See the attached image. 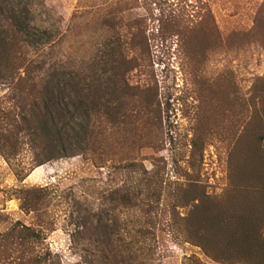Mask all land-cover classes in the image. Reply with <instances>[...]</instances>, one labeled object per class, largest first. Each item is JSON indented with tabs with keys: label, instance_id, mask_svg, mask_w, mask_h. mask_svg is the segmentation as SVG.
<instances>
[{
	"label": "trees",
	"instance_id": "trees-1",
	"mask_svg": "<svg viewBox=\"0 0 264 264\" xmlns=\"http://www.w3.org/2000/svg\"><path fill=\"white\" fill-rule=\"evenodd\" d=\"M33 4L34 0H0V80L12 83L17 78L9 96L12 107L0 106V154L22 182L50 161L91 151L102 166L122 152L114 163L120 183L96 208L84 205L70 213L71 241L84 264H157L155 228L165 168L155 164L148 170L135 149L157 148L162 102L156 84L130 78L149 65L147 37L130 32L124 42L119 35L105 40L83 69H71L46 53H29L40 45L41 33L33 25ZM108 11L103 25L113 30L116 14ZM181 19L170 17L163 25L182 28ZM213 22L205 33L211 37L216 31ZM254 26L255 31L245 35L264 44V3ZM184 47L199 69L215 46L201 52L189 44ZM221 95L219 123L230 145L225 186L209 193L203 182V150L215 129L199 113L187 166L181 169L183 179L174 184L170 222L186 242L217 264H264V74L248 97L228 89ZM52 192L47 186L17 189L21 210L43 223ZM123 213L128 216L122 221ZM44 238L41 225L17 221L0 233V253L16 264H56L50 251L41 249Z\"/></svg>",
	"mask_w": 264,
	"mask_h": 264
},
{
	"label": "rangeland",
	"instance_id": "rangeland-1",
	"mask_svg": "<svg viewBox=\"0 0 264 264\" xmlns=\"http://www.w3.org/2000/svg\"><path fill=\"white\" fill-rule=\"evenodd\" d=\"M117 1L34 0L33 25L41 32L38 34L40 45L29 53L32 56L46 53L51 60L79 70L105 40L119 35L124 42L130 38V32H141L147 37L149 65L146 71L134 72L130 78L133 82L156 84L162 102L157 148L135 149L137 159L148 170L155 169V164L165 168L166 180L155 228V263L194 264L197 260L202 264H217L199 247L186 242L171 224L173 188L175 181L183 179L181 169L187 166L190 139L199 113L205 114L215 129L203 150V182L209 193H219L225 186L230 145L219 123L221 93L228 89L230 93L236 91L248 97L264 74V44L254 36L245 35L255 31V15L264 0H125L121 6ZM108 10L116 14L111 20L115 24L113 30L103 25ZM209 14L216 27L213 37L206 35L212 25ZM174 16L182 18L185 25L175 30L165 28V21ZM208 17L211 22H204ZM188 44L198 52L215 46L199 69L186 54L184 45ZM22 74L21 70L19 75ZM16 81L17 78L12 83L0 80L1 108L12 107L9 96ZM108 130L118 134L112 128ZM120 154H115L113 160L110 156L102 166H98L100 161L91 151L84 156L50 161L35 168L22 182L0 154V233L17 221L41 225L45 233L41 249H48L56 264L81 263V253L71 241L70 213L84 205L96 208L102 203V196L120 183V175L114 170ZM45 186L53 192L42 223L33 214L21 210L17 189ZM127 216L123 213L122 221ZM11 255L16 256L14 252ZM0 264L16 262L0 253Z\"/></svg>",
	"mask_w": 264,
	"mask_h": 264
}]
</instances>
